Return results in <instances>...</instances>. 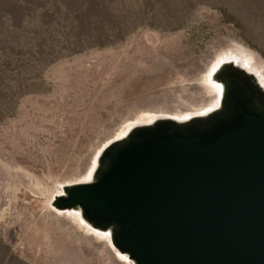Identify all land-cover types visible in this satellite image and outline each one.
<instances>
[{
    "label": "rangeland",
    "instance_id": "obj_1",
    "mask_svg": "<svg viewBox=\"0 0 264 264\" xmlns=\"http://www.w3.org/2000/svg\"><path fill=\"white\" fill-rule=\"evenodd\" d=\"M231 48L264 66V0H0V264H132L49 198Z\"/></svg>",
    "mask_w": 264,
    "mask_h": 264
},
{
    "label": "water",
    "instance_id": "obj_2",
    "mask_svg": "<svg viewBox=\"0 0 264 264\" xmlns=\"http://www.w3.org/2000/svg\"><path fill=\"white\" fill-rule=\"evenodd\" d=\"M245 54L208 70L214 106L129 120L49 205L132 264H264V80Z\"/></svg>",
    "mask_w": 264,
    "mask_h": 264
},
{
    "label": "bare ground",
    "instance_id": "obj_3",
    "mask_svg": "<svg viewBox=\"0 0 264 264\" xmlns=\"http://www.w3.org/2000/svg\"><path fill=\"white\" fill-rule=\"evenodd\" d=\"M248 52V51H247ZM232 54V53H231ZM228 55V51H223L220 56H226ZM247 66L251 68L255 73L259 74L264 80V66L258 62L255 58H253L251 55L246 53L245 56ZM215 63L212 64V67L210 70L214 68ZM203 83L207 85V91L202 92L199 88H191L189 95L185 93L184 95H181V97L186 102L184 103H176L174 98L171 97V93L168 95H161V96H147L143 98L139 103L142 107H147L149 109L142 110L140 114L134 113V119L131 122H137L140 120L143 121H150L154 116L157 115H170L178 118H184L188 116L191 111L194 110H204L207 108H210L211 106H214L217 103L218 95H219V88L217 85H215L213 82L209 81V71L206 72L200 79ZM152 108V109H151ZM194 108V109H193ZM130 124V121H127L125 124L120 126L118 128L117 132L115 133V137H119L123 135L126 131V126ZM95 158L94 156L90 166L84 170V171H76L74 174V178L76 181H83L89 178V172H91L95 165ZM52 197V195H51ZM50 197V198H51ZM49 198V199H50ZM72 219H79L76 215H70ZM57 223V224H56ZM57 228H70L72 229L68 223L64 221V219L61 217H58L57 221L55 222ZM99 236V235H98ZM98 236H96L98 238ZM86 240H90L91 238L85 237ZM82 250L86 252L84 248V242H82Z\"/></svg>",
    "mask_w": 264,
    "mask_h": 264
}]
</instances>
